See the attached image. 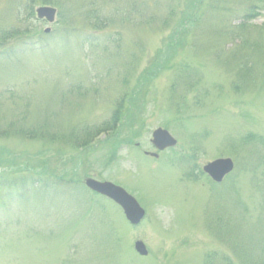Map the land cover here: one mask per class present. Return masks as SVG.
I'll return each instance as SVG.
<instances>
[{"label":"rangeland","instance_id":"1","mask_svg":"<svg viewBox=\"0 0 264 264\" xmlns=\"http://www.w3.org/2000/svg\"><path fill=\"white\" fill-rule=\"evenodd\" d=\"M0 216V264H264V0H0Z\"/></svg>","mask_w":264,"mask_h":264},{"label":"water","instance_id":"2","mask_svg":"<svg viewBox=\"0 0 264 264\" xmlns=\"http://www.w3.org/2000/svg\"><path fill=\"white\" fill-rule=\"evenodd\" d=\"M54 11L50 9H39L38 15L39 17H46L49 21L52 20ZM160 132H155L153 137L154 141L155 139L160 136L158 135ZM162 137V136H161ZM173 143L172 140L168 138V142L166 144ZM213 170H210V173L212 174V177L215 180H219L222 175L226 172H228L231 169V163L229 161H219L212 165ZM87 185L91 187V189L104 194L110 198H112L114 201H116L124 210L126 218L132 223H137L140 218L142 217L141 211L137 208L133 200L129 197H127L123 192H121L119 189L114 188L108 184H95L92 182H87ZM136 248L139 250H142V245L137 244Z\"/></svg>","mask_w":264,"mask_h":264}]
</instances>
